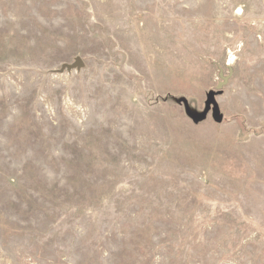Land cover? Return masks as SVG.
Segmentation results:
<instances>
[{"label": "rangeland", "instance_id": "374dc122", "mask_svg": "<svg viewBox=\"0 0 264 264\" xmlns=\"http://www.w3.org/2000/svg\"><path fill=\"white\" fill-rule=\"evenodd\" d=\"M0 264H264V0H0Z\"/></svg>", "mask_w": 264, "mask_h": 264}, {"label": "water", "instance_id": "95a60500", "mask_svg": "<svg viewBox=\"0 0 264 264\" xmlns=\"http://www.w3.org/2000/svg\"><path fill=\"white\" fill-rule=\"evenodd\" d=\"M82 66H83L82 61L79 58H76L74 63H73V65L68 66V68H70V69H80ZM214 119H215L216 122L219 121L218 112H217L216 107L214 108Z\"/></svg>", "mask_w": 264, "mask_h": 264}]
</instances>
